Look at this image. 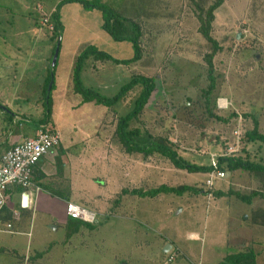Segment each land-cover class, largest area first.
<instances>
[{
    "label": "rangeland",
    "instance_id": "374dc122",
    "mask_svg": "<svg viewBox=\"0 0 264 264\" xmlns=\"http://www.w3.org/2000/svg\"><path fill=\"white\" fill-rule=\"evenodd\" d=\"M60 1L0 0V89L9 97L17 93L29 98L31 106L24 109L34 126L45 117L44 96L50 88L48 83L43 92L42 81L52 70L50 114L43 124L58 130L63 143L72 140L67 149L71 174L79 152V157H89L84 150L109 156L107 163L95 161L76 171L80 198L75 202L110 216L100 225L89 227L76 219L73 228H54L34 213L25 236L0 232L2 247L10 248L13 237L20 239L18 262L7 250L0 252V264H19L24 256L38 264H217L239 247L247 250L235 238L252 223V208L264 210V196H254L249 203L241 197L253 191L264 193V176L257 173L229 171L223 164L225 177L209 187L207 171L176 168L158 152L147 156L137 152L127 157L130 163L136 154L140 157L142 180L136 189L165 184L191 185L199 191L135 194L121 201L119 169L126 152L116 133L117 121L133 108L142 87L134 86L113 105L105 106L83 101L68 78H72L77 57L89 45L121 60L133 55V46L127 40L100 42L105 32L100 11L76 1L60 7L65 16L56 33L52 23L42 24L41 19L43 14L49 17ZM213 1L107 0L129 27L138 26L140 58L115 62L89 51L80 66V79L84 87L111 97L134 74L152 77L155 89L128 129L163 138L182 158L198 165H210L212 156L218 158L228 148L235 150V158L264 162V143L244 137L253 126L264 134V0H223L214 11L211 35L221 48L212 59L214 87L206 94L210 80L205 55L211 47L198 31V8L205 9ZM57 45V65L52 67ZM126 45L128 51L116 50ZM62 56L73 59L69 70L59 74ZM59 75L65 81L61 86ZM217 191L222 195H216ZM74 229L78 232L71 236ZM166 244L170 247L164 250ZM36 252L42 254L32 258Z\"/></svg>",
    "mask_w": 264,
    "mask_h": 264
},
{
    "label": "crops",
    "instance_id": "0c3cea01",
    "mask_svg": "<svg viewBox=\"0 0 264 264\" xmlns=\"http://www.w3.org/2000/svg\"><path fill=\"white\" fill-rule=\"evenodd\" d=\"M60 10H61L60 11V24H61L63 21V17L65 16V13L62 9ZM79 11L80 10H78L77 12V16H78ZM71 14L73 15L72 12ZM98 15L101 17V21H102L101 14L99 13ZM100 24H102V22H100ZM100 36H101L100 42L102 43L107 42V40L108 41L114 40L110 35L107 36L105 32L101 34ZM114 41L121 43L123 40H114ZM89 47L95 48L94 45H89ZM86 48H88V46ZM120 49H124L128 51V46L127 45L124 47L120 46L116 50H118L119 52ZM108 54L111 55V53H108ZM114 58L121 59V57H114ZM72 59L73 57L69 58V56H62V60H60V62L58 61L59 74L64 72V70L65 71L69 70V67L72 64ZM62 78H63V75L62 77L60 76V79H58L57 81L58 86L59 85L61 86L65 82L63 81ZM45 81L46 79L42 81L43 85L45 84ZM70 82H72L71 75L68 78L69 85H70ZM58 89H61V87H59ZM19 100H22L23 102L19 103L18 102ZM26 106L30 107L31 103L29 102V98L26 97L25 95L21 96L15 93L11 95V97H9L5 95L4 93H2L0 89V157L6 149L16 144L17 142H20L24 138L32 136L35 133L37 126L36 125L31 126L32 124H31L30 117H28L24 109L26 108ZM19 107H23V109H19ZM56 131L59 132L58 130ZM71 143H72L71 139H69L67 143H65V141L63 143V140H60V144L58 148L53 150V152H49L48 155L46 154L45 156H43L41 160L38 162V164L35 166V169L33 172V184L39 187V191H36L32 187L26 189L27 196H28L27 200L22 195V192H23L22 189L12 188L9 191V198L7 200L6 207L3 211V218L5 220H9V219L13 220L12 212L15 210H18L20 212V217L17 220H13L14 229L17 232L16 233H6V234H9L11 236L18 235L20 237L25 236L27 234V226L29 223L28 221L34 215V213L36 216L41 215L42 216L41 218L45 219L48 222L47 225L52 226L54 224L55 225L54 228H57L58 225H63L65 228L69 226L73 228L72 226L73 220L67 217L65 214V203L66 201L75 202V200L80 198L79 191L77 190L80 188L79 183H78V181L80 180L78 178L77 173L88 168L87 166L94 164L95 161L96 162L105 161V163H107L106 161L109 158V156L108 158H105V156H103L102 154L99 155L100 153H97L98 152L97 150H93L95 153L94 155L91 154V150H84L83 153H86L87 151L89 152V157H87V155H84L83 157L81 156L79 157L80 155V152H79V154L77 153L78 155L75 157L76 167L72 168L73 173L71 174L70 172H68V160H69L70 153L67 150L69 146L71 145ZM134 153H137V152H131V153L126 152L125 153L126 160L124 157H122L123 162H120V169H119L120 180L119 181L121 184L120 185L121 193L123 189L129 190V191L132 190V188L136 189L137 187H139V183L142 180L140 177V174H141L140 171H142V167L140 166L141 163H140V159H139L140 157L138 156V154H136L137 156L135 160L132 159L133 162L131 163L129 162L130 160L127 159V157L129 158L132 157ZM56 162L58 164L57 165L58 169H55ZM134 196L135 194L131 193L130 195V192L124 193V195H122L121 201L126 202L128 198L134 197ZM21 198H22V201L24 199V201L27 202L25 206L21 205ZM86 208L91 209L97 213L98 221L95 223L96 224L99 223L98 225H100L103 221L107 220V216L108 217L110 216L108 213H105V212L101 213L100 211H96L95 209H92L89 207H86ZM250 208H252V205H250ZM256 209L258 208H252L250 210L252 214V223L250 224L248 228L247 227L245 228L247 229L246 233L244 232V229L241 230L242 235L237 232L238 237L235 236L237 237V239L235 238V240L242 241L240 242L242 244L239 243L241 247H246L247 249H251L255 252L257 264H264L261 262V260H264V219L263 220L259 219V217L264 218V210L262 211L260 209L258 210ZM95 223H89V224L90 226H95ZM81 224L84 225L83 223ZM240 227H243V226H240ZM247 231H248V234H247ZM77 232H78V229L76 230L74 229V232L71 233V236L73 234H77ZM244 238L247 239L246 240L247 242L243 240ZM237 243L238 242H236V245ZM10 244H11L10 248L0 246V252H4L7 250L11 251V254L13 256L15 257L17 256L16 261L18 262L19 256H18L17 249H19L20 239L18 237L16 238L13 237L11 238ZM243 250L244 248L240 249L239 247L235 251L238 252V251H243ZM39 254H42V253L36 252L35 256L32 258H36V256H40ZM30 259L31 258H29V256H24V260L19 262V264H38L34 260H30ZM29 261L30 262L32 261V262L29 263Z\"/></svg>",
    "mask_w": 264,
    "mask_h": 264
},
{
    "label": "trees",
    "instance_id": "16d2710c",
    "mask_svg": "<svg viewBox=\"0 0 264 264\" xmlns=\"http://www.w3.org/2000/svg\"><path fill=\"white\" fill-rule=\"evenodd\" d=\"M76 1L83 5L88 9H97L100 11L102 16V24L101 28L107 32L114 40H127L133 46V55L128 59H117L111 56L110 54L99 51L94 47L86 48L78 57L75 63V67L72 73V80L74 83V90L78 92L81 96L83 101H94L97 104H103L107 106L113 105L115 102L120 100L130 89H132L136 85H140L142 87L140 93L136 97L134 101L133 108L127 112L125 115L120 116L117 121L116 133L119 138L120 143L122 144L123 148L126 152H138L142 153L144 156L150 155L153 152H158L159 154L163 155L164 157L168 158L170 162L179 169H185L187 171L196 172V171H209L211 169V165H198L191 163L182 156L178 154L176 149L172 148L170 143L163 140L161 137H155L150 133L141 132L138 128H131L128 129L129 123L132 119H135L137 115L142 111L148 99L155 89V82L154 78L147 77L144 75H132L130 80L124 83L119 90L112 95L111 97L101 95L97 90L84 87L81 79H80V71H81V63L83 61V57L87 56V53L93 52L97 57L104 58V59H111L115 62H124L127 63L129 61H134L139 59V46H138V37L139 33L137 31L138 26L136 24L127 25L125 22L127 21L124 19V16H120L118 12H116L113 7L108 5L103 0H61L58 3V6L54 9V11L50 14V22L53 24V29L57 33L60 30V7L62 4L67 2ZM223 0H214L209 4L205 9H202L200 6L198 8V19H199V28L198 31L204 37V39L210 44L211 50L205 55V59L208 63V79L210 80V84L206 91V94L209 93L210 90L214 87V77L212 75V59L214 54L220 50V45L218 41L211 35V27L212 21L214 19V11L221 5ZM119 14V15H118ZM54 50L52 52V55ZM56 65V64H55ZM55 67V66H53ZM52 71V70H50ZM48 73L46 77V81L44 84L43 92L46 90V86L50 81L51 73ZM53 89V82L51 84L50 90L44 96V103H45V117L40 119L41 121L35 122L34 126H38L43 123H47L50 114V98L51 92ZM246 141H260L264 143V134L259 132L255 126L249 131H246L244 134ZM218 164L221 169H223V164L229 171H233L236 169L247 170L249 172L257 173L255 175L264 176V162H253L248 159H243L240 157L234 156H227V157H219ZM264 180V179H262ZM262 188L264 189V183ZM186 191L197 192L199 191L197 188L191 185H180L178 187L167 186L165 184L149 190H139V189H132V190H122V193H132L137 194L139 196H155L161 192H172V193H183ZM216 195H222L221 191H217ZM264 196L263 192L253 191L247 196H241L245 199L248 203L251 201V198L254 196ZM76 220V219H72ZM79 223H83L85 225L90 226L89 223L83 222L79 220ZM217 264H257L255 252L251 249H247L245 251H238L234 253L227 254L219 263Z\"/></svg>",
    "mask_w": 264,
    "mask_h": 264
},
{
    "label": "built area",
    "instance_id": "2783aa9c",
    "mask_svg": "<svg viewBox=\"0 0 264 264\" xmlns=\"http://www.w3.org/2000/svg\"><path fill=\"white\" fill-rule=\"evenodd\" d=\"M41 9V6H38ZM42 24H50V16L43 14ZM53 29V25L50 26ZM60 144V134L49 125H38L35 133L26 137L20 142L12 145L4 151L0 157V232L16 233L13 220L20 217V212L15 210L12 212V219L5 220L3 211L9 198V191L12 188H20L23 190L22 195L28 199L26 189L32 187L39 191V187L33 184V172L35 166L43 156L48 154L53 148ZM228 150L221 153L220 157L232 156L233 152ZM219 158V157H218ZM218 158L211 157V169L208 171V177L205 181L209 187L215 179H223L226 172L219 167ZM27 202L22 201L21 205L25 206ZM65 214L71 219L81 220L87 223H95L98 221L97 213L76 202L66 201Z\"/></svg>",
    "mask_w": 264,
    "mask_h": 264
},
{
    "label": "water",
    "instance_id": "95a60500",
    "mask_svg": "<svg viewBox=\"0 0 264 264\" xmlns=\"http://www.w3.org/2000/svg\"><path fill=\"white\" fill-rule=\"evenodd\" d=\"M57 56H58V45L56 46L54 53L52 55V61H51L52 67L55 66L56 64ZM52 81H53V75L51 74L50 81H49V88L51 87ZM169 247L170 245L167 244L164 250H167Z\"/></svg>",
    "mask_w": 264,
    "mask_h": 264
}]
</instances>
